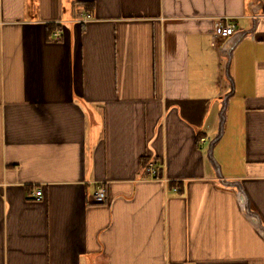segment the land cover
<instances>
[{
  "label": "crops",
  "instance_id": "1",
  "mask_svg": "<svg viewBox=\"0 0 264 264\" xmlns=\"http://www.w3.org/2000/svg\"><path fill=\"white\" fill-rule=\"evenodd\" d=\"M0 264H264V0H0Z\"/></svg>",
  "mask_w": 264,
  "mask_h": 264
},
{
  "label": "built area",
  "instance_id": "2",
  "mask_svg": "<svg viewBox=\"0 0 264 264\" xmlns=\"http://www.w3.org/2000/svg\"><path fill=\"white\" fill-rule=\"evenodd\" d=\"M89 17V15H88ZM236 32V25L232 22H219L216 24V27H215V35L216 37H219V38H227V37H230L232 35H234ZM53 38L55 40H60L61 39V33L59 31H55L54 35H53ZM146 174L153 178V179H158L159 178V174H160V170L159 168L156 166V164L154 162H150L148 164V166L146 167ZM174 191H177L178 188L175 187L173 189ZM35 195L38 199L41 198L42 196V190H36L35 192ZM107 199V191H106V188L104 187V185H99L97 188H96V191L94 193V201L96 203H102L104 202L105 200Z\"/></svg>",
  "mask_w": 264,
  "mask_h": 264
},
{
  "label": "trees",
  "instance_id": "3",
  "mask_svg": "<svg viewBox=\"0 0 264 264\" xmlns=\"http://www.w3.org/2000/svg\"><path fill=\"white\" fill-rule=\"evenodd\" d=\"M84 4L87 5V6H91L93 3L90 2V1H86V2H84ZM150 162H152V160L149 157H147V156H144V157L141 158V165H142L144 171L146 170V167L148 166V164Z\"/></svg>",
  "mask_w": 264,
  "mask_h": 264
}]
</instances>
